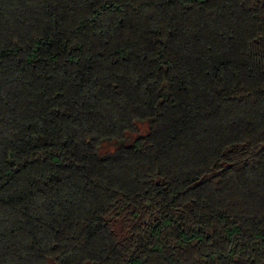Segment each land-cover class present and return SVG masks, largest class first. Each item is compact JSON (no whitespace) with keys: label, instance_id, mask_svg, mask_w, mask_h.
Segmentation results:
<instances>
[{"label":"trees","instance_id":"obj_1","mask_svg":"<svg viewBox=\"0 0 264 264\" xmlns=\"http://www.w3.org/2000/svg\"><path fill=\"white\" fill-rule=\"evenodd\" d=\"M50 262L264 264V0H0V264Z\"/></svg>","mask_w":264,"mask_h":264},{"label":"rangeland","instance_id":"obj_2","mask_svg":"<svg viewBox=\"0 0 264 264\" xmlns=\"http://www.w3.org/2000/svg\"><path fill=\"white\" fill-rule=\"evenodd\" d=\"M137 126H138V130L136 132L127 133V135L121 140H116V139H112V140L105 139V140H103L99 149H98L99 153H106V152L113 151L117 146H120V145H128L131 142H133V140L136 137H138L139 135H144L147 133V131H148V122L147 121L138 122ZM50 264H53V263L50 262Z\"/></svg>","mask_w":264,"mask_h":264}]
</instances>
